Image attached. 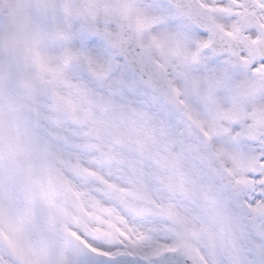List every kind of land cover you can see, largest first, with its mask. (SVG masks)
Returning a JSON list of instances; mask_svg holds the SVG:
<instances>
[{
    "label": "snow or ice",
    "instance_id": "1",
    "mask_svg": "<svg viewBox=\"0 0 264 264\" xmlns=\"http://www.w3.org/2000/svg\"><path fill=\"white\" fill-rule=\"evenodd\" d=\"M0 264H264V0H0Z\"/></svg>",
    "mask_w": 264,
    "mask_h": 264
}]
</instances>
